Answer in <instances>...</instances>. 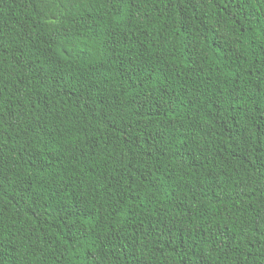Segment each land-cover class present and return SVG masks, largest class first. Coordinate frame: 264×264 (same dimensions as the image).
Returning <instances> with one entry per match:
<instances>
[{
	"label": "trees",
	"instance_id": "16d2710c",
	"mask_svg": "<svg viewBox=\"0 0 264 264\" xmlns=\"http://www.w3.org/2000/svg\"><path fill=\"white\" fill-rule=\"evenodd\" d=\"M0 264H264V0H0Z\"/></svg>",
	"mask_w": 264,
	"mask_h": 264
}]
</instances>
